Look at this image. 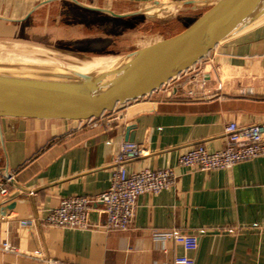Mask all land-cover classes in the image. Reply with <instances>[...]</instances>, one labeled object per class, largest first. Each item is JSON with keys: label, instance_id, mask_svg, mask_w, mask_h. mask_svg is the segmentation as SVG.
Segmentation results:
<instances>
[{"label": "crops", "instance_id": "1", "mask_svg": "<svg viewBox=\"0 0 264 264\" xmlns=\"http://www.w3.org/2000/svg\"><path fill=\"white\" fill-rule=\"evenodd\" d=\"M209 1L0 0V39L11 36L4 30L30 26L44 29L40 37H46V43L100 52L96 44L108 39L94 31L98 16L120 20L156 5L157 11H202L200 17L210 8ZM74 11L85 14L82 20L71 15ZM28 34L30 40L35 36L34 31ZM202 63L198 72L190 69L168 87L118 105L101 116L97 126L77 129L78 124L59 121L3 119L0 264H174L183 246L155 238L157 231L173 229L198 234V249L191 253L195 264H264V156L227 170L195 171L178 165L179 156L194 146L223 149L231 122L264 125V21L218 44ZM202 76L207 83L194 87L212 93L191 96L190 83ZM127 129L142 151L129 170L173 167L178 174L174 186L140 196L127 231L104 229L106 217L99 204L90 213L95 225L91 229L42 225L41 219L62 199L95 197L109 188L113 159L128 141Z\"/></svg>", "mask_w": 264, "mask_h": 264}, {"label": "water", "instance_id": "2", "mask_svg": "<svg viewBox=\"0 0 264 264\" xmlns=\"http://www.w3.org/2000/svg\"><path fill=\"white\" fill-rule=\"evenodd\" d=\"M209 3L180 33L133 51L106 71L0 65V122L79 124L100 118L118 105L150 96L194 68L218 44L264 21V0ZM126 138L135 140L130 129Z\"/></svg>", "mask_w": 264, "mask_h": 264}, {"label": "built area", "instance_id": "3", "mask_svg": "<svg viewBox=\"0 0 264 264\" xmlns=\"http://www.w3.org/2000/svg\"><path fill=\"white\" fill-rule=\"evenodd\" d=\"M196 83L203 87L207 80L202 76L201 79L192 81L190 83L192 88H189L191 96L197 93L194 87ZM167 86L168 84L163 87ZM98 119L81 122L77 125V129L88 125L97 126ZM226 132L227 140L223 149L209 151L204 145L194 146L179 156L178 165L195 171L227 170L239 163L264 156L263 124L241 127L231 122L226 126ZM141 156L139 143L131 141L122 143L120 151L113 159L109 188L95 197L77 195L62 199L56 208L41 219L42 225L65 229H91L95 225L90 222V213L93 205L99 204L106 217L102 226L104 229L129 230L135 218L139 197L144 194L158 195L171 189L178 177L173 167L130 171L128 165ZM12 179L11 176L7 181ZM2 192H8L3 185ZM155 234L158 240L171 239L183 246L184 253L175 259L174 264H195L191 253L198 249V234L185 233L178 229L157 231ZM5 249L9 250V245L6 244ZM52 264L71 263L54 261Z\"/></svg>", "mask_w": 264, "mask_h": 264}, {"label": "rangeland", "instance_id": "4", "mask_svg": "<svg viewBox=\"0 0 264 264\" xmlns=\"http://www.w3.org/2000/svg\"><path fill=\"white\" fill-rule=\"evenodd\" d=\"M155 6L148 5L136 9L135 12H139V14L120 20L98 16L94 31H96V35H107L108 39L107 42L96 44L97 47L101 48L100 52L82 53L69 50L63 45L46 43L42 41L46 37H40L44 31L41 28L32 30L30 26H25L20 29L18 27L4 30L5 36L9 34L11 36L0 39V65L40 68L67 67L84 71L109 68L133 51L172 36L202 12H192L189 8L176 7L157 11ZM71 15L80 16L79 18L82 20L81 16L85 14L74 11ZM109 21H112L110 26ZM105 24L107 29H104ZM3 29L1 28V30ZM51 30L56 32V28ZM20 31H22V35L19 33ZM30 31H34L35 35L32 36L31 40L27 37ZM16 33L18 36H15ZM200 63L197 64L196 69L192 68L193 71L191 70L190 73L198 72L204 66V63ZM196 92L195 95H209L212 90L209 88L206 90L197 89Z\"/></svg>", "mask_w": 264, "mask_h": 264}, {"label": "bare ground", "instance_id": "5", "mask_svg": "<svg viewBox=\"0 0 264 264\" xmlns=\"http://www.w3.org/2000/svg\"><path fill=\"white\" fill-rule=\"evenodd\" d=\"M114 66V65H113ZM113 66H109V68H105V69H98V70H104V71H106V70H109V69H111ZM71 69H75V70H78V71H82V72H90L91 70H89V71H84V70H81V69H78V68H71ZM98 70H92V71H98Z\"/></svg>", "mask_w": 264, "mask_h": 264}]
</instances>
